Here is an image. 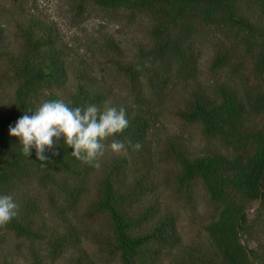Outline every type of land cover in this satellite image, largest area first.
Masks as SVG:
<instances>
[{
	"label": "rangeland",
	"instance_id": "rangeland-1",
	"mask_svg": "<svg viewBox=\"0 0 264 264\" xmlns=\"http://www.w3.org/2000/svg\"><path fill=\"white\" fill-rule=\"evenodd\" d=\"M254 2L237 0V11L264 31V13ZM30 20L53 25L69 45L68 78L60 89H52L61 99L72 91L74 73L82 70L87 78L96 80L105 89L110 87L107 102L127 105L139 100L111 60L130 61L140 47L150 44L152 19L149 14L107 10L87 0H0V109L12 103L15 81L10 61L21 51L20 31ZM180 24L190 32L187 42L194 56L191 77L169 80L152 95L147 90L142 92L140 104L150 128L139 143V150L122 152L128 160L122 180L128 187L132 178L141 174L147 176L145 195L134 202L130 213L137 215L150 204L154 211L151 217L137 220L142 224L136 226L134 233L149 230L160 215H166L171 223L168 235L178 237L177 242L165 246L147 245V249H157L154 264H197L199 261L223 264L207 229L223 206L209 197L199 178L185 183L178 181L181 166L176 153L189 158L211 153L229 155L232 148L216 134H209L200 119L186 118L182 113L188 110L195 94L212 96L218 86L229 87L241 95L257 91L263 82L256 67L259 40L253 39L255 42L248 51L245 34L240 29L228 24L210 25L198 14L188 16ZM217 53L226 55L224 65L212 63ZM47 93L48 90L33 100L35 107L46 101ZM262 126L264 111L247 116L246 128ZM169 142L176 152L168 151ZM245 149L248 152L250 145ZM111 154L114 153L108 151V156ZM103 174L100 164L77 179L76 185L83 186V190L70 208L64 201V204H59L60 200L49 202L47 190L33 178L18 184L10 195L18 209L22 199H35L33 228L44 236L31 239L1 228L0 264H119L113 247L110 215L96 205ZM243 213L251 238L241 241L259 256L251 264H264V198L248 202ZM58 233L67 237V244L54 248L51 237Z\"/></svg>",
	"mask_w": 264,
	"mask_h": 264
},
{
	"label": "trees",
	"instance_id": "trees-1",
	"mask_svg": "<svg viewBox=\"0 0 264 264\" xmlns=\"http://www.w3.org/2000/svg\"><path fill=\"white\" fill-rule=\"evenodd\" d=\"M87 1L107 10L144 11L150 15V44L140 47L136 57L130 61L119 63L111 60L139 100L127 105L107 102L110 87L105 89L96 80L87 78L82 70L74 73L76 80L73 89L67 98L61 99L52 89H60L68 78L69 45L53 25L30 20L20 31L23 40L21 51L10 61L15 81L12 103L8 108L0 109V195H10L23 180L33 178L40 187L47 190L49 202L58 203L60 200L59 204L67 202L65 206L70 208L74 206L80 190H83V186L76 185L77 179L96 168L93 164L73 157L71 148L64 144L63 139L58 140L53 149L46 150L45 155L49 160L45 166V162L36 159L35 149H32L31 155H24L19 139L9 135L10 126L14 127L24 114L31 115L38 108L33 100L47 90L49 93L46 101L63 100L71 108H85L89 105H95L101 110L105 106L124 108L129 127L115 138L123 141L126 150L133 153L132 145L140 143L150 128L149 119L140 104L141 94H144L142 92L147 90L152 95L169 80L191 77L194 56L187 42L190 32L180 22L198 14L210 25L228 24L240 29L245 34L243 37L248 51L253 41L259 40L256 67L263 82L257 91H246L242 95L223 86H218L212 96L195 94L196 98L188 110L182 113L183 117L200 119L205 130L209 134H216L231 146L232 151L229 155L211 153L191 158L176 153L181 166L178 181L185 183L199 178L207 188L209 197L221 202V213L207 225V229L223 264L253 263L259 257L258 254L241 241L246 242L247 238H251L243 212L248 202L264 198V126L246 128L245 120L250 113L264 111V31L238 13L237 0ZM253 4L264 13V0H255ZM1 36L0 28V39ZM106 39L110 40L108 37ZM225 59L226 55L217 53L212 63L215 66L224 65ZM110 142L111 139L105 143L107 145ZM247 144L250 145L248 152L245 149ZM167 147L169 152H176L172 143L169 142ZM53 151L59 154L53 156ZM127 162L125 154L114 153L108 156V150L94 162L101 164L104 171L96 205L107 210L110 215L113 247L118 254V263L154 264L157 249H147V245L152 243L159 247L165 246L177 242L178 237L168 235L171 223L166 215H160L149 230L134 233L136 226L142 224L137 220L148 215L151 217L154 207L150 204L137 215L130 213L134 202L145 195L148 183L145 181L147 176L141 174L131 179L130 186L123 184ZM36 204L35 199H22L16 217L2 228L17 236L42 238L44 235L33 228ZM51 244L54 248L61 247L67 244V237L58 233L51 237ZM197 264L207 262L199 261Z\"/></svg>",
	"mask_w": 264,
	"mask_h": 264
},
{
	"label": "clouds",
	"instance_id": "clouds-1",
	"mask_svg": "<svg viewBox=\"0 0 264 264\" xmlns=\"http://www.w3.org/2000/svg\"><path fill=\"white\" fill-rule=\"evenodd\" d=\"M24 114L10 126L9 135L17 137L24 155H31L35 149L36 159L48 162L46 150L55 147L58 140L71 148V155L77 160L98 167L99 158L105 151L120 154L126 151L123 141L115 137L129 127L126 110L105 106L103 110L95 105L85 108H71L63 100L45 101L38 108ZM111 142L106 145V141ZM139 150L141 145H132ZM56 151L52 155H58ZM18 205L11 195H0V228L6 227L16 217Z\"/></svg>",
	"mask_w": 264,
	"mask_h": 264
}]
</instances>
